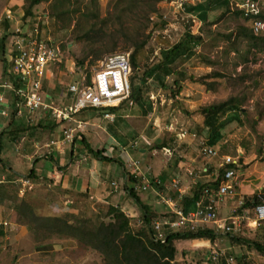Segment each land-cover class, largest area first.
Wrapping results in <instances>:
<instances>
[{
    "label": "rangeland",
    "instance_id": "374dc122",
    "mask_svg": "<svg viewBox=\"0 0 264 264\" xmlns=\"http://www.w3.org/2000/svg\"><path fill=\"white\" fill-rule=\"evenodd\" d=\"M29 1L24 0V7ZM180 1L161 0L156 4L158 17L150 15L153 19L150 21L148 19L145 33L148 35L147 43L138 55L137 80H140L145 69L149 70L151 66L159 64L167 52L179 42H185L193 53L188 59L186 57L177 60V64L165 79V88L157 87V84L152 82V77H148L145 83H140L139 101L142 103V109L145 108L144 105L147 109L148 105L150 107V112L145 118L150 122L146 132L159 134V138L162 139L171 138V141H174L175 135L182 131L187 135L193 134L199 153V144L207 142L204 135L199 133L200 124L204 119L200 108L223 102L228 98L236 99L242 114H235L238 120L222 130V139L216 147L219 155L236 158L241 154L240 168L235 181L241 184L244 180H248L242 173H247V168L252 164L258 162L264 166V53L255 48L250 49L245 40L237 37V27L248 26L240 17L231 13L221 15V10H211L208 13L207 23L202 24L197 13L194 15L186 11L181 12L178 6ZM183 1H186L185 6L192 7L197 4L207 5L209 2V0ZM53 2L54 0H42L33 10L38 14L48 15L51 13ZM115 2L116 0H96L95 3L91 0L76 2L72 0L69 9L76 12L63 16L59 21L54 17L48 19L44 31L60 43L62 51L60 63L51 68L54 77L48 80L47 87L49 96L56 104L66 98L65 91L69 83L84 78V70L92 74L100 66V62L108 56L123 54L129 58L131 53L129 40L124 37L111 35L104 38L102 46L93 45L94 53L98 54L101 51L98 60H94L93 54H87L88 46L96 35L82 37L87 33L93 20L90 18L91 13L98 11L100 18H104L111 13ZM161 21L165 23L162 27ZM95 22L98 25V22ZM139 23L141 22L129 21L125 27L137 29ZM186 34L200 36L201 42L187 43ZM113 43H116L114 51L106 53V48H111ZM81 60L84 61L83 69L78 65V61ZM177 72L179 75H176ZM180 72L183 75H180ZM133 76L131 70L130 83ZM189 76H192L193 80L189 79ZM137 80L135 78L133 81L137 82ZM135 103H137L136 99H130L128 105L122 104L120 108L127 109ZM43 118L45 117L38 118L34 127H39L38 122ZM168 125H172L174 129L167 130ZM162 152L164 153L160 150L159 154ZM155 156L157 157L156 154ZM75 195L71 199L72 207L62 203L61 194L56 195V199L44 194L39 201H30V203L34 205L35 213L41 217L64 216L68 213L77 215V218L87 219L90 225L107 221L104 216L107 204L89 196H82L83 194ZM43 197L49 201L43 200ZM50 201H55L56 206H48ZM242 215L245 218L241 222L240 236L259 245L264 251V221H261L257 227L249 226L247 219H253V215L245 211ZM21 221L23 225L26 223L25 220L21 219ZM139 223L138 219L131 221L133 228H137ZM43 234L46 233L38 232L37 237L33 233L30 234L32 238L23 241L21 246L25 251L20 249L17 254H13L12 247L8 246L5 253L0 254V264H104L101 254L93 249L88 240L72 238L66 232L51 233L47 238L46 235L43 238ZM217 239L223 240V238ZM193 241L174 242L176 248L174 264H220L221 260L215 263L211 261L212 252H223L226 257L232 254L230 255L233 259L232 264H264V253L244 242L234 244V250H230L231 244L225 243V240L215 241L217 246L212 241L206 242V245L199 243L200 245L195 246ZM45 243L51 244L46 252L35 254L36 251H33L31 246Z\"/></svg>",
    "mask_w": 264,
    "mask_h": 264
},
{
    "label": "crops",
    "instance_id": "0c3cea01",
    "mask_svg": "<svg viewBox=\"0 0 264 264\" xmlns=\"http://www.w3.org/2000/svg\"><path fill=\"white\" fill-rule=\"evenodd\" d=\"M8 14L11 19L6 18ZM37 14L38 12L32 9V16L24 19V0H0V40H3L0 51V254L5 253L8 246L12 247L13 254H17L23 241L32 238V233L21 223L23 221L18 212V205L20 201H24L34 207L30 201L37 202L44 194L52 199L61 194L62 203L68 207H72L71 199L75 194H86L89 198L107 204L106 206L118 208L131 220L140 221L139 217L146 212L129 195L128 191L132 189L148 211L151 220L175 221V209L185 216L193 213L195 201L188 204L184 199H191L194 187L199 182L213 188L219 171L224 170L221 166L222 158L228 155L218 153L214 158H202L200 152H197L194 135H187L184 131L176 134L174 141H171V138H159V134L146 132L150 123L145 120L150 112L149 105L148 109L145 105L142 109V103L140 106L137 102L130 108L122 107L116 113H110L115 122L102 119L99 113L93 111L78 115L77 119L86 124L81 140L83 138L91 150L102 151L106 160L88 153L81 140H75L72 144L62 143L59 126L48 116L39 120V127H34L36 122L29 124L25 117L16 116L14 96L7 88L12 80L9 70L14 52L13 36L17 28L23 29V24ZM176 75H179V72ZM180 75L183 74L180 72ZM188 78L193 80L192 76ZM202 126L203 122L200 124V134ZM173 129L172 125H168L167 130ZM216 146L209 147L218 152ZM160 150L164 153L159 154ZM240 155L236 157L239 158L237 171L240 168ZM59 162L62 164L58 166ZM134 163L137 164L136 171ZM247 170L248 172L242 175L245 174V179L248 180L241 184L235 182L234 194L218 204L220 218H228L239 203H242V207L237 209L236 213L243 214L245 211L252 214L258 197H264V166L255 162ZM147 173L150 181L159 180L161 185L152 184L146 191L137 190ZM190 173L197 175L190 176ZM175 179H180V183L176 189H172L171 182ZM45 197L43 200L48 202L49 199ZM166 200L167 203L164 202ZM56 204L55 201H50L48 206ZM259 223H255L254 218L247 219L249 226L257 227ZM197 229L212 230V227L198 224ZM179 231L182 230L175 232ZM215 238L216 242L225 240V243L231 244L230 250H234V244L239 242L248 246L252 244L240 235L236 238ZM194 240H201H191L195 242V246L210 242L206 239ZM42 246L43 244L31 247L38 255L49 248ZM28 251L27 249L26 252Z\"/></svg>",
    "mask_w": 264,
    "mask_h": 264
},
{
    "label": "trees",
    "instance_id": "16d2710c",
    "mask_svg": "<svg viewBox=\"0 0 264 264\" xmlns=\"http://www.w3.org/2000/svg\"><path fill=\"white\" fill-rule=\"evenodd\" d=\"M41 1L42 0H30L28 2V4L24 7V19L32 16V9L40 4ZM73 1L76 2L77 0ZM91 1L92 3L96 2V0ZM160 1L161 0H116L112 11L108 16L100 18L98 11L91 13L90 18L93 20L91 25H89L87 33L82 36L84 38H88L92 35H96L92 43L88 46L89 48L87 53L88 55L93 54L94 60H98L101 51L98 52V54L94 53L93 45L99 44L102 46L101 43H103L104 38L112 35L115 37L121 36L129 40V48L131 49L129 62L131 70L134 73L131 83L129 82L131 90L130 99H136L140 106L141 102L139 99L141 94V82L145 83L148 77H152V82L157 84V87L165 88V79L173 70V66L176 61L179 58L186 59L187 57L188 59V57L193 55L190 47L185 42H179L167 52L166 56L159 64L151 66L149 70L145 69L141 79L137 80V71L139 69L138 55L145 47L148 39V35H145L148 28L147 24L150 21V15L158 17L156 4ZM71 2L72 0H54L49 16L51 18L54 17L57 21H59L62 20L63 16L76 12V10L72 11L69 9ZM229 3L230 0H209L207 5L197 4L195 7H192L185 6L186 4H184V8L187 13L194 15L197 13L199 20L202 24H205L207 23L208 13L211 10H221V15L231 13L240 17L241 12L230 11ZM95 21L98 22V25ZM129 21L141 23H139V27H137V29H128L125 25L127 22L129 23ZM164 24L165 23L161 21V27ZM107 32L109 35H107ZM237 33V37H241L245 40L250 49L255 48L259 52L264 53V36H254L248 26L247 28L245 26L237 27ZM128 35L130 36L129 38L127 37ZM185 39L187 40V43H190V41L194 44L201 42L200 36L186 34ZM2 41L3 40H0V51H2L3 47ZM115 45L116 43H113L111 48L105 47L107 49L106 53L114 51ZM186 54L188 55L184 56ZM83 63V60L78 61V65L82 69ZM84 72L88 83L91 74H89L87 70H84ZM135 78L137 82L133 81ZM122 104L118 107L88 109L83 112L93 111L99 113L101 116L106 112L114 114L118 109H120ZM200 112L204 115L201 134L206 136V144L208 146H216L222 139V130L230 123L238 120V117L235 116V114H242V111L237 106V101L234 98H228L223 102L201 107ZM81 142L84 144L88 153L101 160H106L102 151L91 150L89 146L86 145L83 138ZM227 168H233V166H226L224 169ZM222 173L223 170H220L219 175L215 180L214 187L218 185ZM132 181L135 182L133 179ZM206 186V184L200 182L197 183L194 187L191 199H184V201H187L188 204L196 201L199 198L201 191L206 188ZM128 193L135 200V202L138 203L142 209H144V212H146L141 217L139 221L140 225L137 228H133L131 225L132 220L118 208L113 206L107 207L104 215L107 221H101L97 225H90L87 219L77 218V215L68 213L64 214V216L41 217L35 213L34 207L31 204L24 201L19 202L18 212L21 219L26 221L25 226L27 229L33 233L35 237H37L38 232L46 233L43 234V238L44 235H46L45 237L47 238L51 233L61 234L66 232L72 238L79 237L80 240H88V242L92 244L93 249L101 254L104 264H174L176 256V248L174 246L175 241L194 239H206L213 241L216 237L213 231L209 229H196L194 231L182 230L179 232H169L165 235V239L162 243L156 242L154 241L152 232L149 228L151 218L149 217L148 211L142 206L134 190L130 189ZM83 196L86 197L87 195L83 194ZM256 202L258 203V200H256ZM251 245L255 246L260 252L264 253L263 249L259 245L255 243H252ZM48 246H50V244L45 243L42 247L45 248ZM220 264H225L224 260H221Z\"/></svg>",
    "mask_w": 264,
    "mask_h": 264
},
{
    "label": "built area",
    "instance_id": "2783aa9c",
    "mask_svg": "<svg viewBox=\"0 0 264 264\" xmlns=\"http://www.w3.org/2000/svg\"><path fill=\"white\" fill-rule=\"evenodd\" d=\"M181 0L178 6L181 12H185ZM230 11L241 12V19L248 24L251 33L256 37L264 36V0H230ZM11 19L10 15L6 16ZM50 20L49 14L33 15L23 29L17 28L13 36V57L9 73L11 84L9 88L14 96V106L17 117H25L31 124L42 116L49 118L59 126L62 143L72 144L75 140H81L86 124L76 117L88 109H103L118 107L122 103L129 104L131 67L129 58L123 54H116L104 58L100 66L90 75L89 82L86 76L80 81H73L66 87V98L58 104L52 100L47 92L48 80L53 78L52 67L60 63L62 51L60 43L46 34L45 25ZM153 18L150 17V20ZM51 69V70H50ZM66 100V101H65ZM102 119L113 122L114 117L110 113H104ZM54 144V143H51ZM200 154L206 158L218 156V152L204 143L199 144ZM238 159L223 156L222 167L233 166L223 170L217 186L204 188L200 197L195 201V211L183 215L176 210V220H151L149 228L154 241L163 242L165 235L177 230H191L198 228V224L210 225L215 236L236 238L241 232V222L244 215L236 213L242 207V203L224 219L218 215V204L226 197L234 194V185L237 178ZM62 163L59 162L58 166ZM137 170V164H133ZM148 174V173H147ZM190 176L197 174L190 173ZM180 179L171 182V188L176 189ZM152 184L160 186L159 180L150 181L149 174L143 179L142 185L137 187L146 191ZM167 203L168 201H164ZM252 214L255 223L264 221V197H258V203L253 206ZM197 225V226H196ZM2 224L0 223V228ZM211 261L224 260L225 264H232L231 256L226 257L223 252L211 253Z\"/></svg>",
    "mask_w": 264,
    "mask_h": 264
},
{
    "label": "water",
    "instance_id": "95a60500",
    "mask_svg": "<svg viewBox=\"0 0 264 264\" xmlns=\"http://www.w3.org/2000/svg\"><path fill=\"white\" fill-rule=\"evenodd\" d=\"M264 158V157H263Z\"/></svg>",
    "mask_w": 264,
    "mask_h": 264
}]
</instances>
